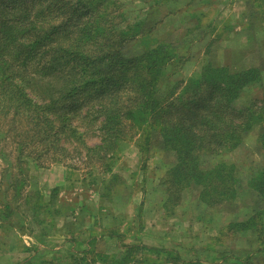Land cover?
Instances as JSON below:
<instances>
[{"label": "rangeland", "instance_id": "374dc122", "mask_svg": "<svg viewBox=\"0 0 264 264\" xmlns=\"http://www.w3.org/2000/svg\"><path fill=\"white\" fill-rule=\"evenodd\" d=\"M7 1L0 0V4ZM97 1L104 2L100 16L105 26L107 11L113 27L106 26V35L82 52L85 61L88 57L96 62L110 60L109 52L117 49V56L146 61L150 73L141 71L135 61L109 66L111 76L104 84L65 101L61 117L60 109L51 113L54 131L62 132L64 147L74 149L73 132L78 126L80 134L88 135L83 137L88 145L94 146L104 131L95 117L98 97L108 94V104L120 96L124 118L119 154L106 164L94 161L98 158L95 153L86 157L81 146L80 155L71 152L65 160L62 152L52 149L36 158L39 154L34 156L33 151L43 143L33 148L27 141L22 150L14 137L27 126L18 124L11 114L2 118L0 263L13 264L14 252L20 259L15 264H104L101 259L105 256L116 260L129 256V264H230L222 260L224 252L260 244L230 225L246 221L258 203L264 205L246 186L263 165L259 134L264 125L249 133L236 150L215 159L203 157L206 167L212 160L236 167L243 187L237 202L209 207L197 201L195 191L187 190L174 204L165 184L175 158L161 149L162 122L155 112L143 118L137 111L143 109L140 96L148 77L150 97L168 111L180 98H191L186 93L190 81L213 67H228L232 72L258 69L259 80L246 89L239 105L252 103L264 110V0ZM74 10L80 11L74 21L93 16L81 7ZM65 12L71 14L65 13L58 22L72 15V11ZM19 32L21 28L15 31ZM1 33L0 52L7 49ZM117 41L122 45H115ZM57 47L62 50L55 41L44 45L46 56L25 63V70L37 81L59 82L57 77H63L62 72H52L57 63L50 59L56 58L53 51ZM69 63L63 58L61 66L70 70ZM129 79L136 80L135 84ZM34 84L40 83H29ZM173 114L180 117L177 110ZM86 115L89 119L84 120ZM29 235L38 242L30 244Z\"/></svg>", "mask_w": 264, "mask_h": 264}, {"label": "trees", "instance_id": "16d2710c", "mask_svg": "<svg viewBox=\"0 0 264 264\" xmlns=\"http://www.w3.org/2000/svg\"><path fill=\"white\" fill-rule=\"evenodd\" d=\"M8 0L5 5L0 4V32L6 41V51L0 52V122L6 115L11 114L18 124L26 125L25 130L15 134L14 139L23 150L22 144L27 141L36 147L33 151L36 158L44 156L52 150L62 152V158H68L71 152L80 155L79 146L91 157L92 153L98 155L97 162L106 164L119 154V135L124 117L122 99L118 96L108 104V94L98 97L99 106L95 117L103 129V137L98 144L88 145L85 141L87 134H80V127L74 129L75 137L73 150L61 144V131H54L51 113L59 110V117L63 114V103L77 96H85L93 86L105 83L111 75L109 66L123 65L135 61L140 70L150 73L151 67L138 58L127 55H116V50L109 52L111 59L97 60L94 57L85 61L87 46L102 39L106 35V28H112L110 14L101 12V4L97 0ZM81 7L93 16L88 20L74 21ZM107 9V8H106ZM65 11H72V15L65 21L61 20ZM71 13H68V15ZM13 21V23H12ZM74 21V22H73ZM21 28V32L15 33ZM5 30V31H3ZM14 32V35H13ZM26 33V34H25ZM15 36V37H14ZM58 42L62 50L53 51V58L57 68L52 72H62L63 77H57L59 82L37 81L34 75L25 70V63L46 56L42 53V46ZM91 41V42H90ZM115 45H122L117 41ZM63 46V47H62ZM22 55V59L17 56ZM120 57V58H119ZM67 59V70L61 66L62 59ZM120 59V60H118ZM79 61V63H77ZM139 61V62H137ZM94 67L93 71L91 67ZM51 72V73H52ZM59 74V73H58ZM100 74V75H99ZM261 73L258 69L249 68L232 72L228 67H213L204 70L198 79L190 81L186 93L192 97L187 101L182 97L179 103H173L166 110H161L156 100L149 95L151 78L142 84L144 92L141 94L140 104L143 109L137 111L139 117H148L150 112L158 114L162 122L161 146L162 150L174 155L175 162L168 170L166 193H169L174 204H178L185 191H195L197 201L209 207L220 206L223 203L237 202L242 195L243 187L239 185L237 170L234 165L212 160L209 166L202 162L203 157H219L221 154L236 150L245 140L246 136L256 127L264 125V110L252 103L241 106L239 101L246 89L252 87L259 80ZM130 80V79H129ZM132 85L136 80L129 81ZM34 84L35 87L29 85ZM119 99V100H118ZM159 107V108H158ZM178 111L179 118L173 113ZM84 120L89 119L87 117ZM94 116L91 117V119ZM101 119V120H100ZM2 124H0L1 128ZM85 137V138H83ZM262 149V168L253 174L247 181V187L253 195L264 202V128L259 134ZM63 144H66L64 141ZM41 149L40 151H37ZM40 152V153H39ZM23 156V155H20ZM30 158V157H28ZM21 160V159H20ZM106 166V165H105ZM238 227L240 230H238ZM232 230L260 242L258 247L240 249L237 252H224L222 260L230 264H264V205L258 203L246 221L230 225ZM233 231V234H235ZM252 236V237H251ZM104 264H129V256L116 260L105 256L101 259ZM134 264H140L135 262ZM198 264H202L200 261ZM227 264V263H226Z\"/></svg>", "mask_w": 264, "mask_h": 264}, {"label": "crops", "instance_id": "0c3cea01", "mask_svg": "<svg viewBox=\"0 0 264 264\" xmlns=\"http://www.w3.org/2000/svg\"><path fill=\"white\" fill-rule=\"evenodd\" d=\"M74 221V220H73ZM22 238V237H21ZM27 238H29V240L31 241V243L30 244H36L37 242H38V238H34V236H30L29 235V237L27 236ZM29 244V245H30ZM42 245V244H41ZM37 248H39V247H37ZM40 248H42L41 246H40ZM18 255H19V253H20V251L19 252H16ZM19 258L18 257H16V256H14V252H13V264H15V263H17V262H19ZM0 264H3V263H0Z\"/></svg>", "mask_w": 264, "mask_h": 264}]
</instances>
